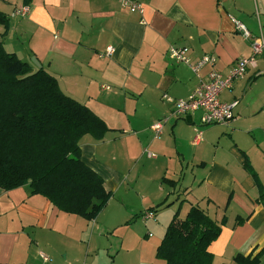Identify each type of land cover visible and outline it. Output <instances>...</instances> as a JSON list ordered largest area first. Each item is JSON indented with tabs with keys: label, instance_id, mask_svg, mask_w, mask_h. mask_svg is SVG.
I'll use <instances>...</instances> for the list:
<instances>
[{
	"label": "crops",
	"instance_id": "obj_1",
	"mask_svg": "<svg viewBox=\"0 0 264 264\" xmlns=\"http://www.w3.org/2000/svg\"><path fill=\"white\" fill-rule=\"evenodd\" d=\"M137 2L141 14L121 0H31L27 13L15 16L22 0H0L8 23L0 25L4 50L51 75L108 128L101 140L83 136L79 147L82 162L112 193L96 219L86 221L31 195L27 185L0 189V264H150V249L153 264H165L156 248L175 212L183 219L190 205L217 223L225 217L208 247L212 264H235L236 254L255 255L264 245V209L242 167L244 153L264 191V56L221 94L222 101H238L228 125L201 130L198 144L192 139L200 112L173 118L157 138L150 129L173 110L162 95L186 99L207 73L196 77L167 49L188 47L191 62L214 55L216 70L227 74L251 53L233 20L251 37H264V0ZM163 201L152 218H142ZM236 217L245 220L234 227Z\"/></svg>",
	"mask_w": 264,
	"mask_h": 264
},
{
	"label": "trees",
	"instance_id": "obj_2",
	"mask_svg": "<svg viewBox=\"0 0 264 264\" xmlns=\"http://www.w3.org/2000/svg\"><path fill=\"white\" fill-rule=\"evenodd\" d=\"M31 0H22L28 6ZM0 13V25L7 28ZM105 123L85 106L65 96L57 81L42 69L32 71L0 42V189L27 185L59 211L93 221L112 197L103 179L81 160L79 141L85 135L101 140ZM243 169L258 189L256 202L264 209V191L244 153ZM230 197L227 200L229 203ZM165 201L148 211L156 210ZM245 219L236 217L234 227ZM225 224L212 220L197 205L185 217L176 211L156 248L165 264H212L208 247ZM264 245L255 254H236L235 264H260Z\"/></svg>",
	"mask_w": 264,
	"mask_h": 264
},
{
	"label": "built area",
	"instance_id": "obj_3",
	"mask_svg": "<svg viewBox=\"0 0 264 264\" xmlns=\"http://www.w3.org/2000/svg\"><path fill=\"white\" fill-rule=\"evenodd\" d=\"M123 8L130 12L141 14V7L137 0H121ZM28 6L22 7L20 10L15 11V16H23L27 13ZM235 31L238 32L243 38L250 41L251 53L247 57L235 60L230 67L227 74H221L216 70L217 59L214 55H203L199 59L191 62L190 50L188 47H175L170 46L167 51V57L175 64L189 65L190 70L196 77L200 78L201 72L207 68L206 77L199 81L198 87L186 99L174 100L166 95H162V100L172 104L173 110L171 115L162 118L150 126L154 137H159L166 125L170 123L175 117H187L196 112H200L199 117L200 126H226L234 120V111L238 105L237 100L222 101L220 96L224 92L231 91L234 83L242 78L247 69L256 63L259 56H264V37H251L245 27L238 21L233 20ZM113 52L112 47H108L105 51L106 55ZM195 135L192 139L193 144H198L202 139V131L199 126L195 128ZM147 158H153L154 155L145 151ZM153 212H145L142 218H152Z\"/></svg>",
	"mask_w": 264,
	"mask_h": 264
},
{
	"label": "rangeland",
	"instance_id": "obj_4",
	"mask_svg": "<svg viewBox=\"0 0 264 264\" xmlns=\"http://www.w3.org/2000/svg\"><path fill=\"white\" fill-rule=\"evenodd\" d=\"M194 116H197L196 113L194 114ZM197 125L199 126L200 130H207L209 127H211V126H206V127L200 126L199 122H198ZM147 210H148V208L146 209V211ZM102 241H105V239H103ZM113 242L116 243V244L115 245L114 244L112 245V251H111L112 255L115 253V250L118 248L117 242L115 240H113ZM133 246H134L135 250H138L139 249V247L137 245H133ZM150 252H151V249H150ZM150 252H146V255L149 257V259H148L149 260V263L150 264H153L154 253H153V251L151 253ZM136 255H137V253H136ZM119 261H121L120 258H119Z\"/></svg>",
	"mask_w": 264,
	"mask_h": 264
}]
</instances>
